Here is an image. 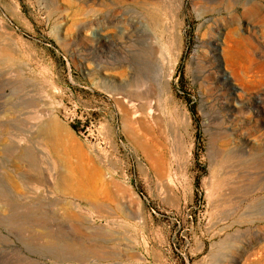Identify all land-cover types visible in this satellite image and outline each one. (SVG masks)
I'll list each match as a JSON object with an SVG mask.
<instances>
[{"label":"rangeland","instance_id":"rangeland-1","mask_svg":"<svg viewBox=\"0 0 264 264\" xmlns=\"http://www.w3.org/2000/svg\"><path fill=\"white\" fill-rule=\"evenodd\" d=\"M0 264H264V0H0Z\"/></svg>","mask_w":264,"mask_h":264},{"label":"bare ground","instance_id":"bare-ground-1","mask_svg":"<svg viewBox=\"0 0 264 264\" xmlns=\"http://www.w3.org/2000/svg\"><path fill=\"white\" fill-rule=\"evenodd\" d=\"M46 128H40V131H44ZM39 130V129H38ZM26 133V132H25ZM34 132H33V128L32 129H29L28 130V133H27V135L28 136H26L27 137V139H29V137H31L32 136V134H33ZM24 137V136H23ZM22 140V139H21ZM24 140H26V139H24ZM19 141V140H18ZM26 147V146H25ZM25 149V148H24ZM24 151V150H23ZM26 154V153H25ZM28 154V153H27ZM64 182H65V184L67 185V189H64V190H66L65 192H67V193H63V195L62 196H64L65 194H68V195H72V196H77L78 195V190L76 189V185H73V177H72V175H65L64 176ZM63 191V190H62ZM61 192V191H60ZM62 193V192H61ZM29 195V194H28ZM48 195H49V193H48ZM47 195V196H48ZM20 196H23V195H20ZM40 196V195H39ZM39 196H36V197H39ZM66 196V195H65ZM8 197V196H7ZM30 197H33V196H30ZM29 197V198H30ZM35 197V196H34ZM50 197V196H49ZM79 197V196H78ZM50 199H52V198H50ZM56 199V198H55ZM74 199H75V197H74ZM73 199V200H74ZM60 200V199H59ZM63 200V199H62ZM56 201H57V199H56ZM61 201V200H60ZM73 202V201H72ZM69 203V202H68ZM66 204V203H65ZM75 204V203H74ZM55 205H57V204H55ZM58 205H60V203L58 204ZM64 205V204H63ZM67 205V204H66ZM66 205H64V206H62V204L60 205L61 206V210L62 209H64V211L62 212L64 215H69V216H74L75 215V211L73 212V210H72V207H71V205H69V206H66ZM59 207V206H58ZM60 210V211H61ZM79 212H80V210H79ZM79 212H77V213H79ZM76 215H78V214H76ZM81 215V214H80ZM68 216V217H69ZM64 217V216H63ZM80 218V217H79ZM77 225V224H76ZM60 226H58V228H59ZM61 227H64V226H61ZM47 230V229H46ZM72 230V229H71ZM48 231V230H47ZM47 233V232H46ZM50 235H51V232L49 233ZM56 234V233H55ZM47 235V234H46ZM49 235V236H50ZM48 236V235H47ZM52 236H54L53 234H52ZM52 236H50V237H52ZM49 237V238H50ZM66 239H68L67 241V244H69V245H71V246H73L74 248L75 247H77V242H76V239L75 238H73L72 236H66ZM50 240V239H49ZM123 249V248H122ZM117 254H119L118 252H117ZM122 254V253H121ZM118 257V256H117ZM120 258H121V256H120ZM122 259H124V258H122ZM120 262V261H119ZM121 263H122V261H121Z\"/></svg>","mask_w":264,"mask_h":264}]
</instances>
